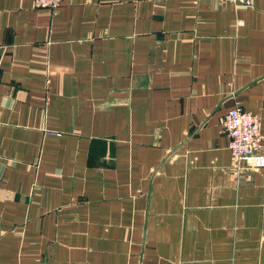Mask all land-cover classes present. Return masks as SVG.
I'll return each instance as SVG.
<instances>
[{
	"label": "crops",
	"instance_id": "0c3cea01",
	"mask_svg": "<svg viewBox=\"0 0 264 264\" xmlns=\"http://www.w3.org/2000/svg\"><path fill=\"white\" fill-rule=\"evenodd\" d=\"M264 0H0V264H264Z\"/></svg>",
	"mask_w": 264,
	"mask_h": 264
},
{
	"label": "built area",
	"instance_id": "2783aa9c",
	"mask_svg": "<svg viewBox=\"0 0 264 264\" xmlns=\"http://www.w3.org/2000/svg\"><path fill=\"white\" fill-rule=\"evenodd\" d=\"M248 7L251 0H226ZM35 8L53 11L61 0H32ZM222 129L227 137L226 147L232 160L237 165L248 168L264 166V153L261 151V135L258 130V118L255 114L235 105L229 108L222 117Z\"/></svg>",
	"mask_w": 264,
	"mask_h": 264
}]
</instances>
